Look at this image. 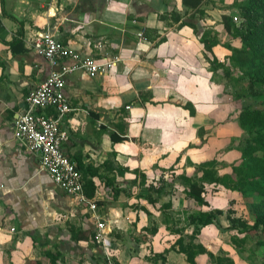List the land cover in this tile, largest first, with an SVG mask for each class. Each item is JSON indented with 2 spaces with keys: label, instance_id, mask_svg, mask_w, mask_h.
I'll return each mask as SVG.
<instances>
[{
  "label": "crops",
  "instance_id": "0c3cea01",
  "mask_svg": "<svg viewBox=\"0 0 264 264\" xmlns=\"http://www.w3.org/2000/svg\"><path fill=\"white\" fill-rule=\"evenodd\" d=\"M236 1L243 0H201L197 7L194 0H0V264H97L92 212L75 205L40 170V157L13 136L25 97L50 71L29 43L45 27L81 55L118 60L105 75L89 78L77 70L66 76L71 111L60 124L64 154L103 176L92 178L88 198L103 219L115 221L111 263L189 264L177 245L191 233L181 223L186 211H237L231 206L243 200L237 192L204 183L209 193L200 207L187 199L180 179L210 161L218 176L229 175L240 158L226 149L241 135L230 94L234 74L224 77L210 64L215 57L227 66L231 49L240 47L222 25L223 16L237 17ZM203 39L215 42L211 52ZM149 184L166 186L154 204L145 199ZM220 223L228 226L223 217ZM219 233L209 225L200 238ZM194 261L208 264V257Z\"/></svg>",
  "mask_w": 264,
  "mask_h": 264
},
{
  "label": "trees",
  "instance_id": "16d2710c",
  "mask_svg": "<svg viewBox=\"0 0 264 264\" xmlns=\"http://www.w3.org/2000/svg\"><path fill=\"white\" fill-rule=\"evenodd\" d=\"M193 7L200 5L201 0H194ZM184 5L187 0H183ZM234 8L241 18L236 24L233 16H223V30L233 38L240 41L239 49H231L232 54L228 57V65L219 63L214 57L210 64L213 69H222L224 77L234 74L231 77V96L234 100H252L250 104L244 105L237 116V125L244 138L239 140V151L241 152L240 162L231 167L229 175L218 176L214 169L215 161L205 162L197 166L196 175L191 178L181 176L182 184L185 187L186 197L192 200L197 206H206L202 194L205 193L204 183H213L222 186L224 189L237 192L244 200V206L248 211L250 222L243 218L235 217V212L228 209L201 211L195 210L187 216L186 221L193 227L191 238H180L177 240L178 251L186 256L189 264H196L195 258L198 255L206 254L214 260L213 264H233L230 258L214 259L213 255L199 245L193 244L194 236L206 226L214 225L222 230L220 219L223 217L228 223L224 228L227 232H235L241 235L239 239L230 236L231 244L237 249H245L249 236L261 235L262 240L255 243L256 247H264V0H243L235 2ZM205 51L211 52L213 43L207 44L202 40ZM259 106V107H258ZM112 141H121L122 138L111 135ZM82 175L83 188L87 197H93V177L103 178L99 170L90 167L80 168L76 166ZM201 172V176L197 174ZM109 181L112 178L108 179ZM140 183L145 185V178L141 175ZM110 185L106 183V186ZM166 186L156 187L149 184L146 188L145 199L154 204L165 195ZM114 197L119 192L114 189ZM155 230L152 232L154 233ZM71 237L77 240L72 232ZM162 255H155L154 260L162 259ZM97 264H108L105 256L97 252L95 258ZM260 264H264V258Z\"/></svg>",
  "mask_w": 264,
  "mask_h": 264
},
{
  "label": "built area",
  "instance_id": "2783aa9c",
  "mask_svg": "<svg viewBox=\"0 0 264 264\" xmlns=\"http://www.w3.org/2000/svg\"><path fill=\"white\" fill-rule=\"evenodd\" d=\"M232 19L238 21L236 16ZM29 43L33 52L49 64L50 71L43 82L25 97L26 109L14 122L13 136L28 152L40 157V170L71 197L75 205L86 206L92 212L95 222L92 238L98 251L103 253L108 264H112L110 259L114 249L109 236L115 221L103 219L97 213L96 201L85 195L81 173L62 150L66 133L60 129V124L71 111L64 93L66 76L77 70L84 71L89 78L105 75L107 68L115 66L118 60H98L81 55L59 43L49 27L35 31ZM46 110H51V113H42Z\"/></svg>",
  "mask_w": 264,
  "mask_h": 264
},
{
  "label": "rangeland",
  "instance_id": "374dc122",
  "mask_svg": "<svg viewBox=\"0 0 264 264\" xmlns=\"http://www.w3.org/2000/svg\"><path fill=\"white\" fill-rule=\"evenodd\" d=\"M237 17H238V21L235 22V23L239 24L241 22V18H240L239 15H237ZM234 101H235V104H236V110L237 111H240V109L244 105L250 104L252 102V100H250V101L249 100H240V101L234 100ZM243 136H244V134L242 135V133H241L239 138H236L232 142L230 141V143L226 147V149L229 148V149L236 150L240 154V158H241V152L239 151V146L238 145H239V140L242 141V139L244 138ZM219 142L220 141L217 142V145H219V147H220V146H222V143H219ZM219 150L222 151V148L219 149ZM240 158H238L239 159L238 163L240 162ZM232 166H234V165H232ZM208 193H205V194L207 195ZM205 194H203L202 196H204L205 199H206L207 196ZM232 202H233V204H231V206L234 205V207H236V209H237V211H235V212L238 213V216L235 215V217H237V218L240 217V218H243V219L247 220L248 222H250V219H249V216H248L249 215L248 211H247V209H246V207L244 206V203H243L244 201L240 200L241 203H239L238 200L234 199V200H232ZM241 207H243V208H241ZM228 209L229 208L225 209L224 212H227ZM189 210H191V209H189ZM187 213L191 214L190 212L186 211V214L183 217V221L181 223L184 226H187L188 229H190L189 231H191V233L187 237L191 238V236L193 234V228L186 221L187 216L189 215ZM223 222H226L225 218H223ZM220 231L223 234V238L222 237L218 238L219 235L221 234V233H219L218 236H214V235L211 236V235H206L205 234V235L202 236V239H201L200 238V233H199L198 235L194 236L192 242H193V244L199 245L200 247L204 248L206 250V252L212 254L214 259L216 257H218L220 259L224 257L226 259V258H229V257H227V255H229V256L233 257L235 259V261L238 260V264H260L262 262V260L264 258V247H256L255 246V243L257 241L262 240V236L261 235L258 234V235H254V236H249L248 239H247V242L245 244V249L242 252V250H237L231 244L230 240H229L230 243L225 241V240H228L229 236H232V235L236 234L235 232L229 233L224 228H222V230H220ZM200 232H201V230H200ZM224 233L227 234V235H225ZM240 237H241V235H238V234H236L234 236V238H237V239H239ZM198 241L200 243H196ZM201 243L204 244L205 246L201 245ZM224 243H227L228 245H230L231 248L230 247H228V248L225 247V249H226L225 250L223 247H221L222 244H224ZM101 254L103 255V253H101ZM213 263H214V260H211L210 258H208V264H213Z\"/></svg>",
  "mask_w": 264,
  "mask_h": 264
}]
</instances>
